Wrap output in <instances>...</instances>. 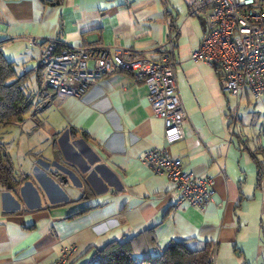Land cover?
I'll use <instances>...</instances> for the list:
<instances>
[{
	"label": "crops",
	"instance_id": "obj_1",
	"mask_svg": "<svg viewBox=\"0 0 264 264\" xmlns=\"http://www.w3.org/2000/svg\"><path fill=\"white\" fill-rule=\"evenodd\" d=\"M189 1L0 0V50L32 96L44 90L39 60L48 41L65 49L117 46L155 59L172 35L174 57L184 49L190 55L204 24L188 16ZM189 55L181 61L190 65L182 68L185 83L175 66L187 114L181 140L166 142L145 85L122 70L80 97L58 95L36 120L27 114L2 129L18 184L0 187V264H51L69 245L77 247L71 264H81L127 240L147 252L172 241L197 242L194 248L210 241L214 264H264V155H254L264 145V98L244 89L223 100L206 92L218 75ZM162 150L182 170L213 179L205 211L177 205L170 181L142 160Z\"/></svg>",
	"mask_w": 264,
	"mask_h": 264
},
{
	"label": "built area",
	"instance_id": "obj_2",
	"mask_svg": "<svg viewBox=\"0 0 264 264\" xmlns=\"http://www.w3.org/2000/svg\"><path fill=\"white\" fill-rule=\"evenodd\" d=\"M165 4V2L163 1ZM188 16L199 15L204 32L189 61L216 70L220 89L238 97L242 89L254 100L264 97V0H190ZM172 35L159 46L158 57L100 44L79 46L56 52V42L48 41L40 55L45 96L34 101L31 116L58 95L82 96L98 78L116 71H128L146 88V100L155 117L163 123L167 143L184 138L182 123L187 118L181 99L173 53ZM44 89V88H43ZM264 133V123H263ZM142 160L156 173H162L177 192V205L196 206L205 211L212 201L213 179L181 169L178 160L166 152L152 151ZM75 245L61 248L51 264H70ZM98 257L81 264H97Z\"/></svg>",
	"mask_w": 264,
	"mask_h": 264
},
{
	"label": "trees",
	"instance_id": "obj_3",
	"mask_svg": "<svg viewBox=\"0 0 264 264\" xmlns=\"http://www.w3.org/2000/svg\"><path fill=\"white\" fill-rule=\"evenodd\" d=\"M67 50L56 44V52ZM216 72V70H215ZM36 92V97L25 91L24 76H17L13 64L6 60L0 50V187L15 188L18 181L15 178L13 165L8 157L7 144L2 139V129L15 126L29 114L36 120L37 112L31 116V108L37 99L45 96L47 90ZM55 100V99H54ZM52 102V101H51ZM49 102V103H51ZM48 103V104H49ZM47 104V105H48ZM45 105L44 108L47 106ZM43 108V109H44ZM42 109V110H43ZM41 110V111H42ZM257 152L264 155V145ZM253 158L255 159V156ZM57 160V157H55ZM193 241H172L160 252H147L140 249L132 240L110 242L102 250L91 257H98L97 264H214V245L210 241L198 243L194 248ZM154 244V243H152ZM152 247V245H150ZM149 247V245L147 246ZM72 263V261H71ZM70 263V264H71Z\"/></svg>",
	"mask_w": 264,
	"mask_h": 264
},
{
	"label": "rangeland",
	"instance_id": "obj_4",
	"mask_svg": "<svg viewBox=\"0 0 264 264\" xmlns=\"http://www.w3.org/2000/svg\"><path fill=\"white\" fill-rule=\"evenodd\" d=\"M197 17V16H196ZM197 18H199V17H197ZM200 20V19H199ZM195 22H196V26H195V28H194V31H195V33L197 34V32H199L200 31V28H199V25H198V23H197V21L195 20ZM200 22H202V19H201V21ZM186 34H188V33H184L183 34V40L182 41H187V39H189V37L186 35ZM191 37H192V35H190ZM193 37H195L194 35H193ZM186 50L187 49H184L183 51L182 50H178V53H177V55H176V58H175V62H176V64H177V66H176V72H177V77H178V80H179V83L183 80H185L186 81V74L182 71V68L184 69V71H186L188 68H189V66L190 65H183L182 63H181V61H183V59L184 58H186L189 54H188V52H186ZM190 56V55H189ZM17 70H21V67L19 68V67H17ZM210 71H213V70H210ZM214 80H215V78H214ZM185 81H184V83H185ZM29 83H30V81H29ZM29 83H28V86H29ZM215 83H216V85H215V89L214 90H209V85L208 84H205L204 86H203V89L206 91V92H210V93H215V94H218V95H222L221 96V100H223L224 99V97L225 96H229L230 94L229 93H224V92H222L221 91V89H220V85L216 82V80H215ZM30 87L32 88V89H34L35 87H36V83H35V81H31V85H30ZM40 87H42V89L44 88V89H46L44 86H43V84L41 83V86ZM179 88H181L180 87V85H179ZM33 97H36V94H34L33 95ZM264 98V97H263ZM230 105H232V102H230ZM260 121H264V115H261L260 116ZM260 121H259V123H260ZM264 123V122H263ZM257 126V129L256 130H258V125H256ZM249 137H250V134H249ZM10 140V139H9ZM8 140V141H9ZM197 176V175H196ZM69 246H71V245H69ZM84 261V260H83ZM82 261V262H83ZM81 262V263H82Z\"/></svg>",
	"mask_w": 264,
	"mask_h": 264
},
{
	"label": "water",
	"instance_id": "obj_5",
	"mask_svg": "<svg viewBox=\"0 0 264 264\" xmlns=\"http://www.w3.org/2000/svg\"><path fill=\"white\" fill-rule=\"evenodd\" d=\"M8 188H9V186H8Z\"/></svg>",
	"mask_w": 264,
	"mask_h": 264
}]
</instances>
